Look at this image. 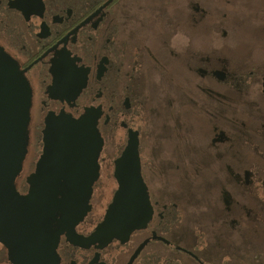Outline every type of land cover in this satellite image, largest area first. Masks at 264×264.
Here are the masks:
<instances>
[{
    "label": "flooded vegetation",
    "instance_id": "af4514ba",
    "mask_svg": "<svg viewBox=\"0 0 264 264\" xmlns=\"http://www.w3.org/2000/svg\"><path fill=\"white\" fill-rule=\"evenodd\" d=\"M186 2L0 0V57L31 90L12 186L35 242L0 243V264L259 261L235 251L228 203L233 91L251 74L218 68L202 4ZM200 115L202 139L187 122Z\"/></svg>",
    "mask_w": 264,
    "mask_h": 264
},
{
    "label": "rangeland",
    "instance_id": "374dc122",
    "mask_svg": "<svg viewBox=\"0 0 264 264\" xmlns=\"http://www.w3.org/2000/svg\"><path fill=\"white\" fill-rule=\"evenodd\" d=\"M177 1L186 6V0ZM200 2L203 9L201 35L214 41L219 52L218 68H228L238 74H251L246 91H233L235 122L231 125L234 129L233 146L230 145L228 157L233 171L228 203L233 219L235 251L249 250L251 252L247 259L254 258L256 254L259 260L235 264H264V95L261 90L264 79V0ZM184 35L188 36V33ZM209 38L203 37L202 42ZM218 91L225 93V87L218 85ZM187 122L191 131L195 132V137L202 139L208 130L205 117L200 115L195 121ZM199 144L204 146L202 141ZM220 176L225 178V175ZM204 178L210 179L209 174H205ZM204 195L202 192L201 196ZM217 198L206 202L203 199L197 203L200 206L197 210L203 211L205 206L210 212L219 210L221 200L219 196ZM236 255L239 257L238 253Z\"/></svg>",
    "mask_w": 264,
    "mask_h": 264
},
{
    "label": "water",
    "instance_id": "95a60500",
    "mask_svg": "<svg viewBox=\"0 0 264 264\" xmlns=\"http://www.w3.org/2000/svg\"><path fill=\"white\" fill-rule=\"evenodd\" d=\"M30 100L31 90L23 73L0 57V243L17 250L35 245L34 235L28 231L31 202L12 186L24 158ZM131 205L139 210L144 204L137 200Z\"/></svg>",
    "mask_w": 264,
    "mask_h": 264
}]
</instances>
